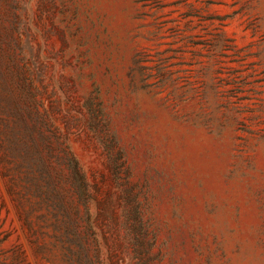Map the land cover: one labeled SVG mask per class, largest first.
<instances>
[{
  "label": "rangeland",
  "instance_id": "obj_1",
  "mask_svg": "<svg viewBox=\"0 0 264 264\" xmlns=\"http://www.w3.org/2000/svg\"><path fill=\"white\" fill-rule=\"evenodd\" d=\"M0 264H264V0H0Z\"/></svg>",
  "mask_w": 264,
  "mask_h": 264
}]
</instances>
